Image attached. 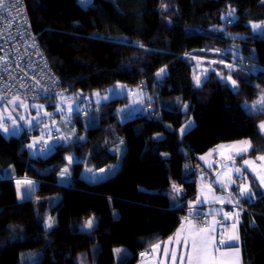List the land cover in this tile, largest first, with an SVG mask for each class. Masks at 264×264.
<instances>
[{
  "label": "trees",
  "instance_id": "obj_1",
  "mask_svg": "<svg viewBox=\"0 0 264 264\" xmlns=\"http://www.w3.org/2000/svg\"><path fill=\"white\" fill-rule=\"evenodd\" d=\"M24 1L66 92L83 99L116 83L143 84L151 110L123 118L117 107L126 97L92 102L90 116L74 114L72 138L37 157L27 149L37 130L9 137L0 131V264H78L79 254L84 264H135L175 232L195 200V175L207 170L199 155L247 138L253 149L245 156L264 153L258 130L264 112L243 106L264 87V34L251 24L264 26V0ZM227 12L235 18L223 19ZM231 41L250 61L230 73L236 88L213 71L195 82L189 56H213L210 50ZM162 68L165 73L157 75ZM41 102L48 110L56 107ZM190 118L194 125L180 135ZM84 168L107 175L89 181L81 175ZM15 178L38 181L35 197L19 201ZM255 193L253 201H240L250 210L239 213L243 264H264V192ZM48 209L55 217L50 230L40 217ZM89 219H95L92 230H81Z\"/></svg>",
  "mask_w": 264,
  "mask_h": 264
},
{
  "label": "rangeland",
  "instance_id": "obj_2",
  "mask_svg": "<svg viewBox=\"0 0 264 264\" xmlns=\"http://www.w3.org/2000/svg\"><path fill=\"white\" fill-rule=\"evenodd\" d=\"M78 1L81 3V0ZM91 2L92 0H90V3ZM90 3H88L87 5H89ZM87 5H83V6H87ZM229 13L231 12H227L223 16V19L229 18L230 20H232L235 18L233 13H231L232 15H229ZM251 24L253 25L254 32H259L264 34V26L261 23H251ZM228 35L234 38L244 37L242 35H235V34H228ZM209 53H211V55L213 56L205 57L197 54H193L192 56H189L191 62L194 63L195 82H197V78H199L200 81L203 80V78L208 76V74L211 71H213L217 74V76L221 80L223 81L226 80L232 86V88H236V86L234 87L232 84L233 79L230 73L240 68L242 65L250 66V61H248V59H245V57H243V55L240 54L239 44L237 45L236 41H231L229 45L227 46L224 45L222 49L210 50ZM223 55L229 56L230 60H224ZM240 58H242V60ZM163 73H165V71ZM228 77H231V79H228ZM257 90H258V95L255 99L243 103V106L247 111L259 113L257 109L260 107V105L257 102L260 100L261 96H264V87L258 86ZM125 96L128 100L117 107V111L120 114L122 113L128 114L129 117H133L137 113H146L151 110V106H149L150 98L149 95L147 94L146 87L143 84H140L138 87L132 88V87H126V85L122 83H116L115 85L102 91L94 90L91 95L84 97L83 99L77 96L75 93L65 92L58 98V100L55 102L56 104L54 103L56 107L52 110H48L46 104L42 102L29 103L28 106L22 105V107L20 108V105L15 106L13 103H7L5 101L0 100V131L6 137L13 135L18 136L25 130V126L31 127L33 124L36 125V127L39 126L43 129V131L40 130L38 131L37 129L35 130H37V133L41 135L43 140L49 139L50 144L49 142L48 144L50 145V147L55 149L54 143L57 142L58 140H62V142H68L72 138L76 129L75 126L72 127L73 124L71 125L70 122L73 120L74 123L75 120L74 114L82 108L81 107L82 104L88 105V103L91 101L94 104L98 105L103 102L119 100L121 98H124ZM33 105H36L37 107L35 111L31 110V107L32 108L34 107ZM58 112L63 116V118L58 114ZM90 114L91 113L87 114L86 116H90ZM262 121H264V119L260 120L258 125ZM193 125H194V120L193 118H190L179 128V134L184 135ZM33 127L34 126H32V128ZM5 128H7V131L4 130ZM181 128L185 129L183 134H181L180 132ZM30 129H26V130L31 132L32 130ZM260 133L263 134L264 136V132L260 131ZM84 137L87 138L88 135L84 134ZM242 140H250V139L247 138ZM242 140L219 143L218 145L209 149L205 153L199 155V159L201 163L205 165L207 169L203 173H199L195 175L197 176V180L199 184L202 185L203 184L202 181L205 180V177L206 178L209 177V179L213 181L216 179L215 182L218 184L214 185L215 188L219 186L220 188L224 189L228 179L230 177H233L232 181L234 182H231V185L228 188V192L237 198L239 194L238 188L241 184H247L248 187L251 188L253 193H255V189H258L262 192L264 191V185H261L259 180V175H264V160L257 159V157L259 156H264V153H257L254 155L245 156L249 154L253 149V144L251 142V149L247 153L243 154V156H233L232 160H228L226 159V156L229 152V149L227 147L223 149L218 148V146L220 145L229 146ZM232 151L235 150L233 149ZM221 153H223V155ZM201 157H203V159H201ZM243 160H250L252 161V164L244 165ZM186 168L188 171L192 172L193 168L192 166L190 167V164H186ZM237 168L241 169L239 173L236 172ZM81 175L89 181H99L105 178V176L107 175V170H103V169L95 170L92 168H84V170L81 172ZM64 179L65 180L69 179L68 171L64 172ZM14 183L17 190V198L19 201H22L26 198L35 197V191L39 186L38 181L28 178H15ZM56 198H57L56 196L46 197V199H48L51 203H54L56 201ZM188 203L189 205L186 213L187 212L189 213L190 210L193 208L197 210L201 209V211L206 210L200 207L192 206L191 201ZM236 205L241 206L239 201L237 202V204L233 205L232 207ZM240 211L242 210L240 209ZM240 211L237 213V215H234L233 212L231 213L230 210L228 211V214L234 217L237 221H239ZM40 217L42 219V223L44 227L47 230H50L54 226L55 217L50 213V209H48L44 213H41ZM207 217L208 214L206 218ZM206 218L202 220L204 221L206 220ZM188 219H192V218L185 216L182 220H188ZM50 220H51V227L48 226ZM194 220L198 222H203L198 219H194ZM87 221L88 220L84 221L80 225L81 230L83 231L92 230V227L88 228L86 226ZM93 221L95 223V219H93ZM119 248L120 247H116L115 250ZM142 253H144V255H141L142 257L140 256L141 258H139V260L135 264H157L155 257L149 256L150 254L148 251H143ZM34 258H35V254H31L29 256L30 260H33ZM76 261L78 264H84L83 254L77 255Z\"/></svg>",
  "mask_w": 264,
  "mask_h": 264
},
{
  "label": "built area",
  "instance_id": "obj_3",
  "mask_svg": "<svg viewBox=\"0 0 264 264\" xmlns=\"http://www.w3.org/2000/svg\"><path fill=\"white\" fill-rule=\"evenodd\" d=\"M6 3L10 12L0 9V97H3L2 101L18 97L23 103H55L66 90L31 27L25 1L6 0ZM81 107L78 115L86 116L92 112L94 104L90 101ZM70 124H74L73 120ZM240 209L250 211L236 205L231 213L237 215ZM195 210L184 217L203 221L207 212ZM226 232L227 224L223 223L220 235L226 237Z\"/></svg>",
  "mask_w": 264,
  "mask_h": 264
},
{
  "label": "snow or ice",
  "instance_id": "obj_4",
  "mask_svg": "<svg viewBox=\"0 0 264 264\" xmlns=\"http://www.w3.org/2000/svg\"><path fill=\"white\" fill-rule=\"evenodd\" d=\"M81 3L83 5H87L90 3V0H81ZM0 9H3L5 12H10V9L7 7L6 0H0ZM229 15H232L229 13ZM259 27V26H256ZM165 70L162 68L160 70V73H163ZM158 73L157 75H160ZM228 79H231V77H228ZM197 83H200L199 78H197ZM233 86H236V81H232ZM3 97H0V100H2ZM19 101V98L17 97L14 101H9V103H16ZM20 104H23L22 101H19ZM260 107L257 109L258 112H264V96H261L260 100L257 102ZM258 129L261 132H264V121H262L258 125ZM7 131V128L4 129ZM185 131L184 128L180 129L181 134H183ZM29 147H32V145H29ZM227 147L229 149V152L226 156V159L232 160L233 156H243V154L247 153L251 149V141L250 140H242L238 141L233 145L224 146L220 145L218 146L219 149H223ZM235 151H232V150ZM211 154V153H210ZM223 155V153H221ZM71 160V157L68 158ZM203 159V157H201ZM259 160H264V156L257 157ZM244 165H251L252 161L250 160H243ZM241 169L237 168L236 172H240ZM260 184L264 185V175H259ZM234 182V181H232ZM30 183V182H29ZM173 189L176 191H179L177 186L175 184L172 185ZM238 193L240 195H247L249 198H252L255 193L252 192L251 188L248 187L247 184H241L238 188ZM198 203H205V201H197ZM195 209L190 210V215L195 213ZM227 215V214H226ZM93 219H89L86 222V226L88 228L93 227ZM49 227H51V220L49 222ZM214 231V228L211 226H198L194 223H192L191 219L188 220L187 228L185 229L184 224L182 223L181 228L177 230V232L174 234V237L168 238V244H172L173 240H175V246L172 248V250H169V247L165 246L163 248V256L165 260H171L172 264H240V250L237 248L234 252H221L219 250V247L216 244L215 237L212 235ZM231 240H238L239 236L233 234L230 237ZM225 241L221 239L219 241L220 245H223ZM183 248L185 250V255H180L179 262L177 261V249ZM160 248V244L157 243L153 245V251ZM117 253H119L121 250L116 249ZM217 253H219L217 255ZM141 255H144V253H141Z\"/></svg>",
  "mask_w": 264,
  "mask_h": 264
},
{
  "label": "crops",
  "instance_id": "obj_5",
  "mask_svg": "<svg viewBox=\"0 0 264 264\" xmlns=\"http://www.w3.org/2000/svg\"><path fill=\"white\" fill-rule=\"evenodd\" d=\"M126 87H128V86H126ZM10 101H14V100H10ZM5 102L9 103V101H5ZM13 104L15 106L20 105V108L22 107V105H27V106L29 105V103L20 104L19 101H17L16 103H13ZM33 106L34 107L33 108L31 107V110L35 111V109L37 107H36V105H33ZM123 115H124L123 118L129 117L128 114H123ZM91 119H92V117L88 118L89 121H91ZM32 126H34V127L32 128ZM32 126L31 127L25 126V130L31 128L30 130L37 129L38 131L39 130L43 131V129L39 126L36 127V125H33V124H32ZM61 136H63V135H61ZM48 142L50 144L49 139L43 140V138L39 134H37L35 136H31L29 142L27 143V149H28L30 156L31 157H37L40 155H49L50 153H52L54 151V148L50 147ZM59 142H62V140H58L57 142H55L54 146H56ZM29 145H32V147H29ZM203 166L205 167V165H203ZM232 180H233V177H230L228 179L227 184H226L224 189L220 188L219 186L215 188L214 185L218 184L215 182L216 179L213 181V180H210L209 177L208 178L205 177V180L202 181L203 182L202 185L199 184V182H198L197 196H196L195 200L192 201V206L206 209L205 211L207 212L208 217L203 222H198V221H195L194 219H191V221H192V223H194L198 226H202V227L203 226H211V227H213L214 231H213L212 235L215 237V241H216L217 246L219 247V250L221 252H234L235 249L238 248L240 250V257H239L240 264H243L241 240H240V233H239V221H237L234 217L230 216L228 214V211H230L231 207L233 205L237 204L238 201L240 202L241 200L244 199L248 202H251L255 199V196H253L252 198H249L247 195L238 194V198H237L234 195L230 194L228 192V188L230 187ZM198 200L199 201H205L206 200V202L201 204V203L197 202ZM188 220H182L180 225L177 227L175 232L170 237H174V234L177 232V230L181 228L182 223L184 224L185 229H186L187 224H188ZM223 223L227 224L226 237H222L220 235V230H221ZM233 234L238 235L239 239L238 240H231L230 237ZM168 238L159 242V244H160L159 249L153 251V246H152V247L148 248L147 250H145V251L149 252V254H150L149 256L155 257L157 264H162V263L163 264H172L171 260H165L164 256H163V248L165 246L169 247L170 251L172 250V248L176 247L175 246V240H173L172 244H168ZM221 239H223L225 241V243L223 245L219 244V241ZM218 254L219 253H217V255ZM180 255H185V250L182 247L177 249V261L178 262H179Z\"/></svg>",
  "mask_w": 264,
  "mask_h": 264
},
{
  "label": "water",
  "instance_id": "obj_6",
  "mask_svg": "<svg viewBox=\"0 0 264 264\" xmlns=\"http://www.w3.org/2000/svg\"><path fill=\"white\" fill-rule=\"evenodd\" d=\"M79 94L83 96V95H85L86 93L83 92V91H79Z\"/></svg>",
  "mask_w": 264,
  "mask_h": 264
}]
</instances>
